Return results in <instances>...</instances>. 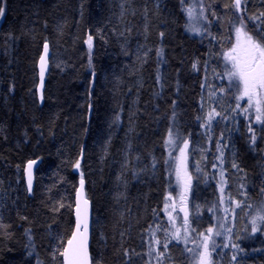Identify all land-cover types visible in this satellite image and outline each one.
<instances>
[{
    "label": "trees",
    "instance_id": "16d2710c",
    "mask_svg": "<svg viewBox=\"0 0 264 264\" xmlns=\"http://www.w3.org/2000/svg\"><path fill=\"white\" fill-rule=\"evenodd\" d=\"M231 4L0 0V224L7 226L0 229V264H62L81 175L91 205L92 264H156L145 255L151 238L146 243L141 235L157 224L167 228L163 204L173 190L179 151L170 157L165 139L170 128L178 131L190 142V160H196L194 154L204 143L197 120L203 109L201 84L209 71L222 69L239 40L233 27L238 21L230 23L236 15ZM191 5L198 13L201 5L205 9L200 34L191 32L186 12ZM246 8L249 34L264 41V32L247 19L264 11V0H249ZM89 35L91 52L85 42ZM44 43L50 58L40 105L36 65ZM251 117L253 121L242 116L232 122L226 136L232 156L227 151L222 157L225 193L230 203H244L239 208L231 203L236 232L228 247L218 243L214 264H264V231L251 233L250 223L264 202V126ZM214 158L211 146L201 173L187 170L193 176L190 201H202L201 221L206 223L224 222L212 180ZM35 159L40 164L28 196L23 168ZM233 162L243 171L233 168ZM201 194L209 195L202 199ZM164 235L163 230L156 232L161 239ZM191 262L184 246L175 247L174 241L161 258V264Z\"/></svg>",
    "mask_w": 264,
    "mask_h": 264
},
{
    "label": "snow or ice",
    "instance_id": "6c2138e0",
    "mask_svg": "<svg viewBox=\"0 0 264 264\" xmlns=\"http://www.w3.org/2000/svg\"><path fill=\"white\" fill-rule=\"evenodd\" d=\"M249 0H232L231 7L236 13V15L230 20V23L234 21H238L239 26L236 27L235 23H233V27L235 33L239 39V37L243 36L246 43L245 48V59L243 64L239 61V58L233 56L231 53L226 54L225 59L231 63V68L225 70V74H217L220 75L222 79L228 80V85L226 87H218L217 91L219 92L220 96L225 95L226 93H230L233 89L236 91L235 100L237 101L235 108L232 110L236 112L238 109L240 110L239 114L244 115L245 119H249L248 113L249 111L255 112V123H258L264 126V41L257 40L254 38L253 35L249 34L248 26L245 22L244 13L247 12L246 5ZM181 3H184V0H181ZM225 7H229L225 5ZM4 10L0 8V13ZM204 7L201 5L199 18L206 19L204 17ZM187 15L189 20H193L194 16V8L188 7L186 9ZM216 15V13H213ZM219 18V17H218ZM247 19L252 20L254 23L257 24V28L259 31L264 32V11H261L259 15H252L248 16ZM197 34H200L199 29H194ZM163 37V33L160 34ZM215 39V37H213ZM88 45L89 51L93 47V37L91 35L88 36L87 40L85 41ZM239 43L236 47H234L231 52L235 53L238 51ZM45 53H47L48 45H44ZM157 55H161V50H158ZM91 63V61H90ZM207 63V62H205ZM197 63H193V69L197 68ZM46 68V61L45 57H40V76L41 80H43L44 72ZM239 81V86L237 85L236 81ZM242 86V87H241ZM201 87H204V84H201ZM210 97H213L215 100L219 98L216 96L215 92L209 93ZM247 98V106H242L240 101ZM203 108V105H202ZM227 121L229 117L222 112L217 110V107H211L209 111L206 112L204 117L202 118L200 115L197 116V120L201 121L200 127L208 130L209 132L212 129L213 122L219 123L220 120ZM248 131L252 133L251 135V143L255 144L256 142V135L255 130L252 128L251 123H249ZM210 138V137H209ZM223 139V135L219 138V140ZM217 141V151H221V146ZM183 144V147H180V144ZM189 140L187 138L182 137V135L178 131H173L172 128L169 129V133L167 138L165 139V146L166 150L169 151V156H172L173 151L178 150L179 156L174 157L177 161L176 168H177V175L180 176L181 171H184V183H185V190L187 191L192 187V180L193 176L189 175L186 171L187 169V158L189 155ZM165 163L167 164L168 161L166 160ZM75 167L77 169L80 168V161L77 160L75 163ZM213 168L216 167V164L212 165ZM232 167L237 169L238 171H243V169L239 168V165L236 162H233ZM32 163L28 165V181H27V189L28 192H32ZM196 171H200L199 167H197ZM221 185L225 184L224 181V174L221 172L220 174ZM198 180V178H197ZM83 186H84V179L83 175H81L80 180V189L77 190V230L79 231L81 223H83V232L80 233L82 240L78 247L72 250L71 253V260L68 259L69 257V249H65L60 255L66 258L65 264H82V257L86 256V243H87V231H88V224H87V209L81 208V201L86 206L88 201L83 196ZM243 188L244 185H241ZM220 192L224 193L225 189L223 186L220 187ZM261 191L264 192V187L261 188ZM243 195L247 196V193H242ZM172 199L171 196L166 197V200ZM183 203L181 207V211L184 212V219L183 224L181 226H177L176 219L170 214L167 213L168 219L171 222V227L173 230L169 228H162V225L157 224L155 230L151 233V242L149 246V251L145 253V255H150L156 261V264H161V258L169 251V245L173 243L176 244L183 243L185 245V251L190 254L191 261L194 264H214V253L216 249L220 247L219 244L215 241V236H220L221 233L217 230L218 228H223L224 224L219 225H211L204 231H199L194 225L197 221L190 219L189 210L187 206V196L184 195L182 197ZM221 203H223V197L221 198ZM231 203L235 204L237 208L241 207L242 201H238L235 199H231ZM62 206V205H61ZM169 205L165 203V209H167ZM175 205H173V208ZM198 207V206H197ZM248 208H253L252 204L247 205ZM54 211L56 209H53ZM229 208H225V212H228ZM193 215H195V210H193ZM250 223L252 225L251 233L255 234L258 231H264V228L261 225H264V202H261L258 207L255 208V212L250 219ZM7 226L0 224V229H5ZM151 228V226H150ZM163 230L165 233L163 239L156 236V232ZM231 231V229H229ZM75 238V237H74ZM31 239V237H29ZM240 239V237H237ZM148 243V241H146ZM69 244H72V241H69ZM160 245L162 247V251L157 250L156 247L152 245ZM191 244L192 246L189 247L188 245ZM224 247H228L227 244ZM233 248L239 250V246L236 244L232 245ZM153 253L155 254L153 256ZM125 255H128V252L125 251ZM233 260H236V256H232Z\"/></svg>",
    "mask_w": 264,
    "mask_h": 264
},
{
    "label": "rangeland",
    "instance_id": "374dc122",
    "mask_svg": "<svg viewBox=\"0 0 264 264\" xmlns=\"http://www.w3.org/2000/svg\"><path fill=\"white\" fill-rule=\"evenodd\" d=\"M193 4L196 5V2L194 1ZM195 5H191V7L194 8L195 18L190 21V26H191V32L197 34V32L194 29L200 30L201 25H200L199 13L197 12V8ZM238 43H239L238 51L235 53H232L230 51L229 53H231L233 56L238 57L241 64H243V61L246 55L245 53L246 43H245L244 37L241 36L238 40ZM228 68H231V63L228 62L226 59H224V62L222 64V69H220V71H218V68H216L215 70L209 71L208 76L205 78L204 83H203L204 84L203 109H202V113L200 116L203 118L206 112L209 111L211 107H217V110L227 115L229 119L227 121H224V120H220V118L218 117L217 119L220 120V122L216 123L214 121L210 132L202 128V138H203L204 143L199 146L198 150H196L197 154H194V156L196 157V160H193V159L190 160V157H189L190 153H189L188 158H187V169H186V171L193 170L196 172L194 166L197 165V167H199L200 169V171H197V172L201 173L202 171L201 162L203 161L206 153L209 151V147L212 146L213 149H215V158L213 159L212 165L216 164V167L215 168L211 167L212 180L214 181L215 186L217 187V190L219 191L220 198L223 197L222 205L224 209L223 210L224 211L223 213L224 222L217 219L215 221L213 220V223L205 224L201 221V210L200 209H201L202 201L200 200V203H195V201H197V198H195L193 202L190 201L189 189L187 191L185 190L184 171H181L180 176L178 177L177 168H176V174H175L174 182H173V190L166 194V197L171 196L172 199L166 200V197H165V202L163 204V214L166 217L165 219L167 221L166 227L167 228L169 227L170 230H173L171 227V222L168 219L167 213H170L176 219L177 226H181L183 224V219H184V212L181 211V207L183 203H185L184 201H182V197L186 195L187 196L186 203L188 206L190 219L197 221V223L194 226L199 231H204L211 225H219L221 223L224 224L223 228L217 229L221 233V235L214 237L215 241H217V244L220 241H222L224 245L230 239L231 234L233 232L234 233L236 232L235 223H234L236 217L234 214L235 210L233 208V205L229 202L225 191L224 193H221L219 190L221 186H223L225 189L224 184L221 185V179H220L221 172H223L224 174V168L222 165V157L224 156V154L227 153V151L229 152L231 151V148L228 146V138L226 136L227 134L231 132L232 122L236 123L240 117L244 116V115L239 114L240 112L239 109L236 112L232 111L235 108L236 103H237V101L235 100V95L237 94L235 89H233L230 93H226L223 96H220L219 92L217 91L218 87H226L228 85V80L226 78L224 79L225 85H220V81L223 79L221 78L220 75H217L218 73L222 75L225 74V70ZM236 83L239 86L238 80L236 81ZM212 92L216 93V96L219 98L218 100H215L213 97H210L209 93H212ZM247 103H248L247 98L240 101V104L242 106H247ZM247 115L249 117V120L253 121L251 115L252 116L255 115V112L249 111ZM221 135H223V139L219 140ZM218 140L221 146V151H217V141ZM189 151L190 149L188 150V152ZM229 154L231 155V152ZM178 156L179 154L177 155V157ZM165 203L169 205L167 209H165ZM173 205H175L174 208H173ZM226 207L229 208L228 212H225ZM193 210H195V215H193ZM229 229H231V231H229ZM178 245L184 246L185 248V245L183 243H180V244L175 243V247H177ZM188 246L191 247L192 245L189 244ZM191 264H194V262L192 261Z\"/></svg>",
    "mask_w": 264,
    "mask_h": 264
},
{
    "label": "water",
    "instance_id": "95a60500",
    "mask_svg": "<svg viewBox=\"0 0 264 264\" xmlns=\"http://www.w3.org/2000/svg\"><path fill=\"white\" fill-rule=\"evenodd\" d=\"M44 45H43L42 52H41V55H40V57L44 56L45 57V61H46V68H45L43 80H41V76H40V57L38 59L37 65H36V68H37L36 97H37V100H38L40 105H42V103H43V91H44V87H45L46 77H47V74H48V71H49V57H50L49 47H48L47 53H45ZM29 163H32L31 172H32V191H33L35 171H36V169L38 168V166L40 164V159H35V160L28 161L24 165V168H23L24 183H25V186H26V190H27L28 196H31L32 192L29 193L28 189H27V181H28L27 172H28ZM78 189H80V181H79V185H78L77 190ZM77 190H76V194H75V198H74V210H73L74 227H73V230H72V232L70 234V237L66 241L65 246L63 248V251L65 249H69V257H68L69 260H71V258H72V256H71L72 250L75 249L76 247H78V245L80 244V242L82 240V237H81L80 233L83 232V223H81L79 231L77 230V212H76L77 199H78L77 198ZM83 196H84L85 199H87L86 196H85L84 186H83ZM87 201H88V203H87L86 206L81 201V208L84 209L86 207V209H87V224H88L87 243H86V256L82 257V264H92L91 253H90V243H91V205H90V202H89L88 199H87ZM69 241H72V244H69ZM65 260H66V258L64 256H62V264H65Z\"/></svg>",
    "mask_w": 264,
    "mask_h": 264
},
{
    "label": "bare ground",
    "instance_id": "6f19581e",
    "mask_svg": "<svg viewBox=\"0 0 264 264\" xmlns=\"http://www.w3.org/2000/svg\"><path fill=\"white\" fill-rule=\"evenodd\" d=\"M157 0H155V2H156ZM44 44H47V43H44ZM43 44V45H44ZM43 45H42V48H43ZM48 47H49V45H48ZM42 48H41V52H42ZM49 51H50V48H49ZM40 55H41V53H40ZM40 57V56H39ZM50 58V57H49ZM39 59V58H38ZM37 62H38V60H37ZM36 86H37V84H36ZM27 163V162H26ZM25 163V164H26ZM208 195L209 194H201V197H202V199H205V198H208ZM209 198H211V192H210V197ZM73 216H74V214H73ZM205 220V219H204ZM206 220L203 222V223H205L206 224ZM150 230H152L151 228H149ZM153 231H149V230H147V229H144L143 230V233H142V235H141V240H144L145 239V242H146V237H149V238H151V233H152ZM91 244V243H90Z\"/></svg>",
    "mask_w": 264,
    "mask_h": 264
}]
</instances>
